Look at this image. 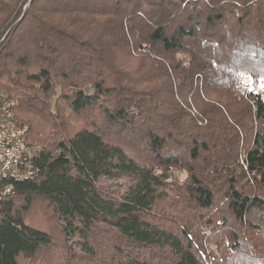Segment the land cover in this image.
<instances>
[{"label":"trees","instance_id":"trees-1","mask_svg":"<svg viewBox=\"0 0 264 264\" xmlns=\"http://www.w3.org/2000/svg\"><path fill=\"white\" fill-rule=\"evenodd\" d=\"M262 85L264 0H0V264H264Z\"/></svg>","mask_w":264,"mask_h":264},{"label":"built area","instance_id":"built-area-1","mask_svg":"<svg viewBox=\"0 0 264 264\" xmlns=\"http://www.w3.org/2000/svg\"><path fill=\"white\" fill-rule=\"evenodd\" d=\"M27 126L14 113L13 102L0 92V207L12 190V181L29 180L38 175L26 143Z\"/></svg>","mask_w":264,"mask_h":264},{"label":"rangeland","instance_id":"rangeland-1","mask_svg":"<svg viewBox=\"0 0 264 264\" xmlns=\"http://www.w3.org/2000/svg\"><path fill=\"white\" fill-rule=\"evenodd\" d=\"M144 47H145V45H144ZM145 49V48H144ZM259 90H260V92L262 93V98H263V100H264V88H259Z\"/></svg>","mask_w":264,"mask_h":264},{"label":"snow or ice","instance_id":"snow-or-ice-1","mask_svg":"<svg viewBox=\"0 0 264 264\" xmlns=\"http://www.w3.org/2000/svg\"><path fill=\"white\" fill-rule=\"evenodd\" d=\"M262 86H264V85H262Z\"/></svg>","mask_w":264,"mask_h":264}]
</instances>
